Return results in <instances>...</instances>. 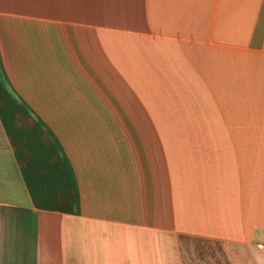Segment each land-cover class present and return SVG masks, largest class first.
Masks as SVG:
<instances>
[{"label": "crops", "instance_id": "obj_1", "mask_svg": "<svg viewBox=\"0 0 264 264\" xmlns=\"http://www.w3.org/2000/svg\"><path fill=\"white\" fill-rule=\"evenodd\" d=\"M259 244L264 0H0V264Z\"/></svg>", "mask_w": 264, "mask_h": 264}, {"label": "built area", "instance_id": "obj_2", "mask_svg": "<svg viewBox=\"0 0 264 264\" xmlns=\"http://www.w3.org/2000/svg\"><path fill=\"white\" fill-rule=\"evenodd\" d=\"M258 248H259L261 251L264 252V244H259V245H258Z\"/></svg>", "mask_w": 264, "mask_h": 264}, {"label": "bare ground", "instance_id": "obj_3", "mask_svg": "<svg viewBox=\"0 0 264 264\" xmlns=\"http://www.w3.org/2000/svg\"><path fill=\"white\" fill-rule=\"evenodd\" d=\"M133 128H135V127H132V130H133ZM124 145V144H123ZM137 145V144H136ZM119 146H120V144H119ZM125 155H126V153H125Z\"/></svg>", "mask_w": 264, "mask_h": 264}]
</instances>
